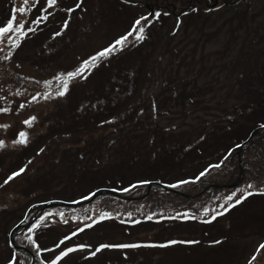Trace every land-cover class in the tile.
Listing matches in <instances>:
<instances>
[{
    "label": "rangeland",
    "instance_id": "rangeland-1",
    "mask_svg": "<svg viewBox=\"0 0 264 264\" xmlns=\"http://www.w3.org/2000/svg\"><path fill=\"white\" fill-rule=\"evenodd\" d=\"M161 1L163 5L155 0H131L137 5L121 0H84L87 11H77L61 37L52 38L61 26L63 13L50 18L47 25L41 24L35 34L29 33L11 60L3 59L6 48L0 52V108L10 109L8 113H0V124L10 125L6 131L0 128V139L11 145L18 130L29 132L26 148L9 146L0 150V185L12 172L21 167L26 169L0 187V264H5L13 251L26 264L30 261L39 264L23 228L12 238V245L20 250L10 245L11 230L23 218L26 224L38 215L34 211L27 213L31 205L48 200L71 201L101 187H118L120 183L150 179L171 183L193 177L206 164L217 161L230 146L223 142L201 152L209 145L207 135L212 130H222L234 123L221 121L237 117L232 112L235 105L243 104L237 95L244 83L260 82L264 87V0H249L236 8L223 7V0H210L205 3V10L199 7L202 11L178 18L175 17L180 13L178 4L173 0ZM25 2L0 0V22L6 19L10 7L23 6ZM150 10V18L157 11L162 15L147 30L149 38L141 46L145 47L146 54L141 56V47L130 49L137 55L130 63L139 69L134 72L139 94L128 100L126 107L118 106L116 117L110 118L111 115L101 112V87L91 84L93 75L83 83H74L65 99L38 98L37 102L28 103L32 96L43 94L46 80L70 69L78 63V58H87L106 46L125 31L133 18L148 15ZM165 12L170 15H164ZM37 14L33 10L30 17L18 15V20L34 19ZM113 65L111 62L110 70L116 68ZM126 67L130 68V64ZM186 77L188 80H184ZM171 95L182 100L172 103ZM139 97L144 99L140 108ZM20 104L27 107L20 110ZM249 108L244 116L237 118L242 126L236 133L240 137H245L256 123L264 120V98ZM134 109L136 116L132 113ZM33 115L37 117L36 123L31 129H25L22 121ZM105 120L113 123L101 127ZM233 129L227 137L235 135ZM203 136L201 142L194 144ZM41 148L45 151L36 155ZM155 149L161 154L152 153ZM244 168L239 169L236 185L243 177ZM200 190L205 191L202 187ZM101 194L90 200L89 206L94 203L99 206L91 210L90 216H86V210L81 213L79 209H69L63 212L68 223L56 215L48 217L46 227L41 226L34 234L28 230L26 233L33 235L41 249L52 248L65 235L90 223L89 217H98L104 211L126 216L125 220L129 221L133 217L144 218L150 214L160 217L181 211L197 215L196 210L202 211L207 204L180 205L174 195L183 194L165 195L148 188L128 200ZM247 201L245 206L233 210L236 214L229 213L206 227L197 221L146 222L126 229L127 226L120 225L117 215L112 216L113 219L78 233L62 247L84 244L94 250L100 244L168 240H200L201 243L168 248L106 249L88 260L83 259L87 252H77L63 264H248L259 244L264 243V197ZM217 239L224 242L212 246L211 242ZM254 264H264V250Z\"/></svg>",
    "mask_w": 264,
    "mask_h": 264
},
{
    "label": "snow or ice",
    "instance_id": "snow-or-ice-1",
    "mask_svg": "<svg viewBox=\"0 0 264 264\" xmlns=\"http://www.w3.org/2000/svg\"><path fill=\"white\" fill-rule=\"evenodd\" d=\"M122 3H131V0H121ZM84 0H72L71 3H66L65 0H31V2H25L23 6L19 7H10L8 15L3 22H0V52H5L3 59L5 61L11 60L14 52L22 46V42L28 37L29 33L35 34L41 24L47 25L50 22V18L55 19L57 14L63 13L61 26L58 31H55L53 34V39L56 37H61L65 34L66 30L70 27V23L73 19V15L77 11L83 13L87 10L83 7ZM33 10L37 11V15L34 19L26 18L23 21L18 20V15H24L30 17ZM193 12L198 11V9L193 8ZM167 15V13H163ZM161 12H155L150 18L148 15H140L138 18H133L129 26L121 33L118 37L113 38L106 46L95 51L94 54L89 55L87 58H78V63L74 64L70 69L57 72L52 80H46L44 82L45 91L43 94H37L32 96L29 104L35 103L38 101V98L43 100H62L65 99L71 92L72 86L74 83L79 84L87 81L93 73L104 65L105 67L110 66L112 58L117 56L120 53H123L126 49H132L138 47L145 40L149 38L148 29L152 26L155 20H159ZM179 25V20H178ZM36 25V27H32ZM175 34V33H173ZM38 83V81H37ZM55 84V87H53ZM27 107L25 104H20L19 109L23 110ZM95 107V105H93ZM152 110L156 112V105H152ZM10 109L0 108V113H8ZM142 114V113H141ZM231 119V117H229ZM37 121L35 115L29 116L27 119L22 121L25 129H31ZM112 120L102 121L100 126L103 124H111ZM10 127L8 124H0V128L5 131ZM259 127L264 129V122L259 124ZM203 139V137H201ZM29 144V132L26 130H18L15 138L12 139L11 145L5 142V140L0 139V150H4L9 146L16 148H26ZM239 147V145H237ZM45 149L41 148L36 153V155H41ZM228 155H231L229 151ZM228 155L224 157V160L228 159ZM29 164L32 163L30 160ZM223 160L220 163L209 165L208 168L201 171L194 179L184 180L181 179L175 184L169 185V187L177 188L181 185L188 183H196L202 177L207 175L212 168H220ZM26 171L25 167H21L18 171L12 172L7 179L4 180V185H7L10 181L14 180L16 177L20 176ZM147 181H141L140 184H146ZM139 185H132L131 187H137ZM130 189L125 188L123 191L127 192ZM94 195V194H93ZM252 196H261L264 197V187L257 188L254 184L248 183L245 188L240 189L239 193L233 192L228 195L223 204H220L218 208H208L204 207L203 210L199 213V216L194 215L191 212H178L174 216H169L167 219L170 220H183V221H199L203 224H210L215 221L218 217L225 215L231 209L242 204L249 197ZM89 196H84L82 199H89ZM73 203H80V201H73ZM59 215L63 223H68L64 219V213H53L48 212L44 215L39 216L32 226L28 229L29 233H35L41 226H47L48 217H54ZM75 220L76 218L73 217ZM113 219L112 215L108 212H101L98 217H89L91 223L84 224L83 227H79L75 231H72L70 235H65L62 239L58 241L52 248L41 247L33 239V235L27 236L28 244L34 252L35 259L39 260V264H63L66 258L71 254L77 252H87V255L83 256V259L88 260L97 256L98 253H101L103 250H128V249H138V248H168L174 245H198L201 243L200 240H170L166 243H122V244H100L92 249L89 245L79 244L74 246L62 247L65 245V242L72 239V237L77 236L78 233L85 231L87 228H92L95 224L101 223L103 221ZM147 220L151 221L153 215L146 217ZM123 223V221H121ZM134 224L140 223L139 220L133 221ZM224 241L217 239L211 242L212 246L220 245ZM261 250H264V243H260L256 248L255 253L248 260V264H254L257 260V256L260 254ZM50 253L48 256H44L43 253ZM5 264H26L25 261H21L19 256L15 251L11 252L6 259Z\"/></svg>",
    "mask_w": 264,
    "mask_h": 264
},
{
    "label": "trees",
    "instance_id": "trees-1",
    "mask_svg": "<svg viewBox=\"0 0 264 264\" xmlns=\"http://www.w3.org/2000/svg\"><path fill=\"white\" fill-rule=\"evenodd\" d=\"M155 1H157L158 3H161L162 5L164 3V1H161V0H155ZM173 1L178 4L180 13H182L185 16H191L192 14L198 13V11H202V9H200L199 7H203L205 10V3L206 2L209 3L210 0H189L188 2H183L180 0H173ZM243 2L249 3V0H223V3H224L223 7L236 8V7L241 6ZM193 8L198 9V11L193 12L192 11ZM244 18H245V14H243V20ZM246 27H248V24L246 25ZM239 28L241 29L243 28L242 23L239 24ZM142 45L143 44H140L137 48L141 47ZM139 51H140L141 56H144L146 54L144 46L141 47ZM121 54L122 53L112 58L111 62H113L114 64L113 67L115 68L116 66L114 70H110L111 69L110 66L105 67L104 65H101V67L93 73V76L90 81L91 84H95L97 87H101L100 89L101 98L103 99L105 104L102 105L103 101H100L99 107L101 108V112L104 115L106 116L111 115L110 118H114L117 116L118 106L126 107L127 105H129L128 100L134 98L135 96L139 94L137 92L138 82L134 81V72L136 68L130 63V60L134 59L133 57L137 58V55L136 53L132 54L130 49H126L123 52V54L122 55ZM128 59H129V62H126V63L130 64V68H127L126 67L127 64L125 63V61H127ZM118 63H124V64L120 66ZM132 66L133 68H131ZM136 70H139V69L137 68ZM187 78L188 77H186L184 80H186ZM237 97L239 101L242 100L243 102V104H240V105L237 104L234 106L232 113H235L237 117L235 118L231 117V119L227 117L226 120L221 121V123L230 122V121H234V123L230 124L226 128H223L222 130H219V129L212 130L207 135L209 145L207 147L205 146V148L201 152L203 153L205 152V150L209 151L215 145L221 144L223 142H228L230 146L223 152V154L217 161L209 162L200 171H198L197 174H195L193 177H189L186 180L194 179L201 171L208 168L209 165L220 163L223 160L221 167L218 169L212 168L207 175L202 177L196 183L184 184L177 188L171 187L172 191L181 193L183 195H194L195 197L197 196L196 198L186 199L182 195H179V194L174 195V197L177 199V202L180 205L181 204L186 205L185 203L197 205V204H202L203 202H207L205 207H208L210 209L218 208L220 204L224 203V200L228 195L232 194L233 192L239 193V190L245 188V186L248 183L254 184L257 188L264 187V129L259 127V124L261 122L256 123L253 126V129L249 130L245 137H240L238 134L236 135V133H239L242 130V126L238 123L237 118L244 116L248 112V110H250L249 107L255 106L259 102L260 99L264 98V87L261 86L260 82L256 85L248 83V82L247 84L244 83V86L238 92ZM179 99L182 100V98L178 97L177 95H171L169 97V101H171L172 103H178L177 100ZM137 103L139 104L138 108H140L144 104L143 97L137 98ZM132 113L136 116V109H134ZM262 122H264V120ZM256 128L258 129L253 132V130ZM232 129L235 135L227 137L226 135ZM204 137L205 136H203V139ZM201 141L202 139L199 140L198 142H195L194 144L199 143ZM244 141H246V143L245 145L241 147V154L239 155L240 146L242 145ZM237 145H239V147H237ZM155 150L156 151H152V153L153 152L160 153L159 150L157 149ZM169 151L171 153L170 149ZM229 151H231V155H228ZM226 155H228V159L224 160V157ZM241 166H245V168L243 169V177H241L242 179L240 178L241 181L237 185H235V187L233 188H225L227 186L232 185L235 182V180L238 177V172ZM162 183H167V185L172 184L170 182H165V181H162ZM125 185H121L120 183L118 187L116 186H111V187L106 186V187L108 189L109 188L115 189V188H121ZM216 186H219L220 188H215ZM200 187H202V189H205V191H201ZM142 189H147V186L143 184V186L134 187L128 192H126V194L122 198L120 197L117 200H120V199L128 200L129 197L135 196V193L139 192ZM152 189L150 190L151 192L156 191L158 193H162L165 195L171 194V191H163V190H158L156 188H152ZM105 196L106 195H103V197ZM252 197H261V196H252ZM252 197H249L247 200L251 199ZM60 200L66 201L64 199H60ZM246 201H244L241 204L242 207L243 205L245 206L247 204ZM89 205L90 203L88 204L83 203L76 209H79L81 213L84 210H86L87 211L86 216H90L93 206L92 205L89 206ZM39 209H41V207L35 206L33 207L32 211H34L35 213L39 211ZM234 209H236V207L231 209L229 213L231 212V213L236 214L237 212L233 211ZM56 211L68 212V209L64 207H57V208L45 210L44 212H56ZM182 212H185V211H181V213ZM200 212L201 211L196 210L197 216H199ZM42 213H39L38 215ZM65 214H68V213H65ZM175 214L170 213V214H164L163 216L167 218L169 216H174ZM131 217L133 216L130 215V218ZM122 218L125 219L126 216ZM23 232H24V235L27 237L28 235V233H26L27 230H23Z\"/></svg>",
    "mask_w": 264,
    "mask_h": 264
},
{
    "label": "bare ground",
    "instance_id": "bare-ground-1",
    "mask_svg": "<svg viewBox=\"0 0 264 264\" xmlns=\"http://www.w3.org/2000/svg\"><path fill=\"white\" fill-rule=\"evenodd\" d=\"M98 196H99V195H98ZM98 196H97V197H98ZM92 206H93V209H95V210L99 207V206L96 205V204H94V205H92ZM97 212H98V211H97ZM98 213H100V212H98ZM228 213H229V212H228Z\"/></svg>",
    "mask_w": 264,
    "mask_h": 264
},
{
    "label": "water",
    "instance_id": "water-1",
    "mask_svg": "<svg viewBox=\"0 0 264 264\" xmlns=\"http://www.w3.org/2000/svg\"><path fill=\"white\" fill-rule=\"evenodd\" d=\"M188 198V197H187ZM190 198V197H189ZM18 229V227L14 230V232Z\"/></svg>",
    "mask_w": 264,
    "mask_h": 264
}]
</instances>
